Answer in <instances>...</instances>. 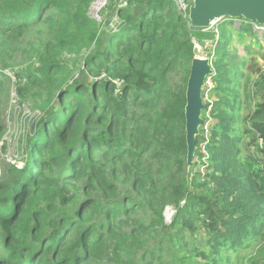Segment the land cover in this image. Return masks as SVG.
Returning <instances> with one entry per match:
<instances>
[{
    "label": "trees",
    "instance_id": "obj_1",
    "mask_svg": "<svg viewBox=\"0 0 264 264\" xmlns=\"http://www.w3.org/2000/svg\"><path fill=\"white\" fill-rule=\"evenodd\" d=\"M175 1L143 0L151 9L150 14L138 20L130 18L117 34L106 39L103 50L85 59L88 72L104 71L107 78L91 81L88 86L76 84L59 92L58 104L47 112V120L41 126H34L39 129L26 140L25 168L9 166L0 182V245L3 252L8 253L0 256V264H89L107 255L111 246L112 255H117L142 237L140 231L125 233V220L140 210L152 211L155 221L151 228L162 225L168 199L165 183L160 175L152 178L151 164L143 169L142 165L147 158L144 159L145 154L150 152L155 159H175L178 166L184 162L183 156L187 166L185 91L172 95L160 112L152 113L149 107L162 96L167 70L179 54L183 52L192 61L193 44L183 42L182 36L186 31L199 35L202 30L191 28L189 20L179 15L174 23L169 13H162L166 6L176 11ZM67 5L68 0H0V57L4 52H12L24 34L42 25L54 28L51 14L60 17L67 12L70 16L58 24L56 41H47L38 51L42 69L34 74L28 71L17 75L19 81L26 83V87L18 89L20 95L29 87L44 85L51 89L58 84L53 75L63 71L56 60L57 51L74 47V41L78 40L73 32H68L69 27L80 32L88 22L79 5L75 10H65ZM236 20H241L236 30L241 41L257 40L259 34L251 25L255 22L228 18L222 21L229 24ZM223 38L221 47L225 50L230 40ZM112 49L138 54L132 64L134 73H128L123 61L111 58ZM213 71L209 78L214 83L211 94L216 100L210 107L214 124L207 146L212 168L210 180L218 199L209 202L207 197L188 194L172 226L182 225L181 230L186 229L192 223L188 206L196 203L195 200L202 201L204 206L197 214L201 215L210 237L209 251L199 252L200 258L207 264H241L243 260L253 264L256 258H249L250 254L264 255V159L256 154L261 152L264 156V147L260 149L257 145L250 154L244 153L239 144L246 139L244 136H255L247 148L256 144L257 137L264 143V102L251 114L249 131L240 132L239 126L235 128L242 118L237 113L240 100L236 90L231 88L234 70L222 65ZM134 74L133 83L124 85L116 95L113 79L126 80L128 76L132 79ZM86 78L85 84L90 80ZM10 79L0 73V90ZM47 105L48 102H44V106ZM207 109L209 105L204 103L202 126ZM81 123L86 125L84 129H80ZM125 133H128V141ZM135 144L139 147H134ZM199 146L197 137L194 158L200 153ZM95 158L105 161L109 175ZM121 173L129 176L134 196L111 201ZM72 182H81L85 193L93 190L100 193L104 202L72 195L70 201L63 203V206L72 203L74 210V217L66 221L67 208L63 216L52 215L50 208L56 206L61 193L68 194L67 187ZM168 186L174 188V195L181 194V187ZM41 203H47L46 207H40ZM137 224L141 230L147 229ZM243 253L245 255L239 256ZM182 263L185 264V259Z\"/></svg>",
    "mask_w": 264,
    "mask_h": 264
},
{
    "label": "rangeland",
    "instance_id": "obj_2",
    "mask_svg": "<svg viewBox=\"0 0 264 264\" xmlns=\"http://www.w3.org/2000/svg\"><path fill=\"white\" fill-rule=\"evenodd\" d=\"M143 0H68L65 10H75L79 5V9L85 11L88 22L83 24L82 30L72 31L70 33L77 36V41L74 47H67L65 50L57 51L56 60L59 62L63 73L55 74V79L58 84L52 85L51 89L41 85L40 88H27L26 93L20 95L18 89L26 87L24 80L19 81L17 75L26 72L37 73L42 69V64L38 59V51L43 44L49 40L56 41L59 33L58 24L70 17L67 12H63L60 17L56 14H51L54 19V28L49 29L48 26L42 25L36 30H32L18 40L17 45L12 52H4L0 57V73L10 77L9 84L4 83V88L0 90V182L4 179L9 166L24 169L26 165L27 150H25L26 140L32 137L39 129L34 128L35 125L41 126V123L47 120V112L53 109L58 104V94L72 86L86 85L91 81H100L107 78L104 71L88 72L85 65V59L92 53L98 50H103L106 45V39L114 34H117L122 29L130 18L135 20L145 17L150 14L151 9ZM176 11L166 6L163 8L164 14L169 13L170 18L174 21L178 20V15L184 20L188 19V11L191 6V0L185 2L175 1ZM73 16V15H71ZM225 22V21H224ZM223 21L215 22L209 27L200 30L199 35L194 31H186L182 36L183 42H196L200 46L199 55L210 60L213 69L222 65L234 70L232 80L234 84L232 90H236L240 107L238 109V117L240 121L235 125V128L240 127V132L248 130L251 114L255 112L256 106L264 102V42L262 35H257V40L251 38L240 40L241 37L236 31L241 24V20H236L229 24ZM52 24V25H53ZM188 27V26H187ZM189 28V27H188ZM223 31V32H221ZM230 40L229 45L224 50L221 47L224 38ZM133 40V37H131ZM77 47V48H76ZM122 49H112L111 58L123 61V65L128 69V73H134L132 64L135 63V57L138 54L133 52L121 53ZM227 55L224 56V53ZM191 61L183 52L179 54L172 66L167 70L165 81L161 90V97L152 103L149 109L152 113L160 112L161 108H165L167 102L173 95H179L186 90V84L190 72ZM89 77L86 84L85 80ZM127 77V82L124 79H113L116 95L120 94L124 85L133 83V78ZM214 83L211 79L206 80V86L202 90L203 103L209 105L205 113V123L200 129V153L194 158L192 167L188 168L184 162L178 166L175 159H155L150 156V152L145 154V162L142 169L151 164V176H161V180L165 183L168 199L166 206L163 209L162 225L151 228L155 217L150 209L140 210L129 220H125L126 235L134 234L140 231L141 238L137 239L130 249L123 252H118L117 255H112L113 247H110L108 254L100 257L89 264H207L198 255L199 252L209 251V234L208 230L203 227L201 215H198V210L204 206V202L195 200L196 203H191L187 212L191 214L192 223L182 229L172 226L173 219L179 208L185 205L188 194L194 195L196 198L207 197L209 202H216L218 192L216 188H212L210 180L212 174L211 164L209 163V152L207 142L210 141L211 128L214 120L210 117L212 102L216 100L211 94ZM41 97V98H40ZM44 102H48L44 106ZM70 102V100L68 101ZM67 109V108H66ZM59 117V116H58ZM57 121V119H56ZM80 129L85 128V124H80ZM50 129L46 128L48 132ZM246 139L239 144L244 153H250L252 149L257 148L260 137H257L256 144L247 148L248 142L254 139L255 136H244ZM126 141L128 133H125ZM262 140V139H261ZM130 142V141H129ZM88 145V144H87ZM134 147H139L137 144ZM144 146L143 148H145ZM128 148V145H125ZM38 161V160H37ZM98 165L105 169L109 175L108 165L104 160L95 158ZM143 162V161H142ZM38 170V169H37ZM122 170L121 172H124ZM25 179V178H24ZM155 181V180H154ZM172 184L181 187L180 195H174V188L168 186ZM183 188V189H182ZM179 188H177L178 190ZM68 194H62L56 199V206L50 208L52 215H64V210L67 208L65 220L70 221L74 217L73 205L67 202L72 195L79 198L95 199L99 203L104 202L100 193L94 190L85 193L82 191L81 182H72L68 187ZM134 192L129 182V176L121 173L115 182L114 195L110 197L111 201H119L125 198H131ZM70 201V200H69ZM179 202L177 205L176 203ZM47 203H41L40 207L45 208ZM137 222L147 227L146 230H141ZM133 230V233L131 232ZM49 230L48 232H51ZM30 240V238H29ZM1 257L7 256V252H3L0 245ZM254 252V251H252ZM251 252V253H252ZM245 253L240 254L243 256ZM213 257V255H212ZM249 258H256L253 264H264V255L258 256L255 253L249 255ZM187 259V261H186ZM235 261V260H234ZM234 264V263H233ZM241 264H246L245 260ZM250 264V263H249Z\"/></svg>",
    "mask_w": 264,
    "mask_h": 264
},
{
    "label": "water",
    "instance_id": "obj_3",
    "mask_svg": "<svg viewBox=\"0 0 264 264\" xmlns=\"http://www.w3.org/2000/svg\"><path fill=\"white\" fill-rule=\"evenodd\" d=\"M185 2L186 0H179ZM225 18L244 19L264 25V0H191L188 20L191 28L205 29ZM193 58L185 90V144L186 163L191 167L196 151V138L202 126L201 118L204 109L202 90L206 80L214 74L209 59L199 55L200 46L193 42Z\"/></svg>",
    "mask_w": 264,
    "mask_h": 264
},
{
    "label": "built area",
    "instance_id": "obj_4",
    "mask_svg": "<svg viewBox=\"0 0 264 264\" xmlns=\"http://www.w3.org/2000/svg\"><path fill=\"white\" fill-rule=\"evenodd\" d=\"M251 25H252L253 31L256 32L257 34L262 35L264 33V26H259L255 23H253ZM258 146L260 149H262L264 147V143L261 139L259 140ZM252 151H254V149H252ZM256 154H257V157L264 159V156L262 155L261 152H257ZM262 171H263V175H264V162L262 164Z\"/></svg>",
    "mask_w": 264,
    "mask_h": 264
}]
</instances>
